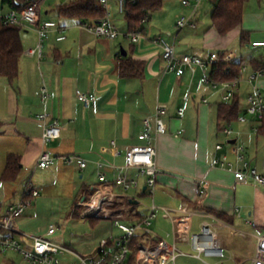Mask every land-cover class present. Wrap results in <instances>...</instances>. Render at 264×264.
<instances>
[{
    "label": "crops",
    "instance_id": "1",
    "mask_svg": "<svg viewBox=\"0 0 264 264\" xmlns=\"http://www.w3.org/2000/svg\"><path fill=\"white\" fill-rule=\"evenodd\" d=\"M69 1L66 0L65 3ZM188 1L194 4L195 0ZM182 2L183 0L166 1L164 7L156 12L169 7L158 17L152 31L149 32L144 24L147 39L137 44L130 42L127 49L121 42L120 50L115 45L119 38L112 41L96 37L88 30L78 27V21L60 18L56 10L59 5L54 9H46L48 19L41 20L56 21L66 27V39L58 42L57 33H52L45 43L42 61L27 53L36 46L37 34L24 30V52L18 79L10 82L0 77V214H5L9 207L24 201L29 184L40 193L33 200L32 207L17 220L19 231L52 241L58 234V229L55 226L57 230L52 236H48L47 231L50 225L62 220L64 207L75 202L70 216L87 220L88 218L81 217L85 207L80 203L90 201L101 190L113 191L120 198L121 205L127 208L126 218L129 217L128 214H135L134 212L136 214L132 216L133 221L144 217L145 214L138 208L141 206L139 200L118 192L121 187L116 185L115 178L119 169L127 166V151L143 144L138 138L143 122L147 118L154 122L156 108L163 104L168 109L165 117L168 133L159 136L157 146L160 174L156 193L160 192L159 206L178 210L187 204L196 214L194 228L196 218L200 219L199 227L206 219L205 216L224 221L214 214L217 213L227 217L230 222H224L229 225L236 219H245V223L252 227V230H248L249 233L264 234V187L251 180L239 182L234 176L236 170L242 169L237 163L239 146L244 148L250 167L264 176V134L253 131L258 125L250 117L247 123L237 121L232 125L219 126L217 108L223 103V92L203 85L200 72L192 75L190 71H186L181 77L165 73L166 61L162 57V50L152 43L158 37L166 39L175 44L176 55L180 58L189 55L210 61L215 56L219 58L218 61L240 63L243 73H240L237 89L230 94L233 98H238L240 116H244L248 98L253 93L250 76L255 71L264 73V49L253 47V43L264 41V0L247 2L242 25L227 36H220L212 27L211 15L218 0H202L194 17L196 27L178 30L176 23L179 17L192 12V6H184ZM205 2L204 7L208 8L206 17H209L210 23L206 20V24L202 26L199 10ZM41 5L42 3L39 11ZM105 9L106 17L114 22L120 16L116 0H109ZM187 28L194 35L189 31L183 34ZM152 33L156 34L153 38ZM123 51L127 56L145 62L142 79L120 78L119 62L124 57ZM256 84L264 97V75ZM44 86L54 93L47 104L40 100ZM78 92H91L98 96V108H85L78 100ZM180 108L185 110L182 117L177 113ZM43 113L51 116L46 123L37 119ZM54 120L60 123L61 137L45 147L44 127ZM226 127L240 132V136L226 138L223 133ZM181 129L185 133L176 137ZM226 139L231 146L224 143ZM231 140L237 142L232 144ZM219 144L223 145L220 151L216 149ZM45 149L56 157L79 156L88 165L81 170L76 164H66L59 160L49 168H39L37 164ZM10 155L20 157L21 170L16 181L4 182L2 175ZM216 159L225 161L226 166L216 164ZM98 163L103 166L99 168ZM229 163L233 164V168ZM100 172L106 175L105 181L100 180ZM128 175L139 180L141 187L135 191L140 196H148L142 193L147 176L140 175L137 168H130ZM202 189L205 190V195L200 197ZM131 201H137L138 204ZM81 208L83 211L80 212ZM146 209L148 214V207ZM102 218L104 220L97 225H91L96 230L99 229L100 235L94 245H87L77 239L56 244L79 255L95 257L101 242L113 237L101 229L104 221L111 220ZM162 219L171 225L163 215ZM168 236L173 237L172 225ZM63 255L69 254H61ZM12 263L15 264L13 260L6 261V264ZM69 263L72 262L68 261L67 264Z\"/></svg>",
    "mask_w": 264,
    "mask_h": 264
},
{
    "label": "built area",
    "instance_id": "2",
    "mask_svg": "<svg viewBox=\"0 0 264 264\" xmlns=\"http://www.w3.org/2000/svg\"><path fill=\"white\" fill-rule=\"evenodd\" d=\"M100 4L106 8L109 0H99ZM118 11L120 14L126 13L127 0H116ZM202 0H195L191 4L188 0H183L184 6H192V12L189 15H182L176 23L178 30L186 27H196L195 14ZM41 2L32 1L21 11L15 9L4 10L0 7V27L15 25L20 26L24 30L34 31L38 36V42L34 48L27 51L31 57H36L42 61L45 56V43L49 40L52 33H57V41L62 42L66 39V27L56 21H42L40 18L39 6ZM1 6V0H0ZM6 11V12H5ZM147 18L143 20V24L147 23ZM80 28L86 29L93 33L96 37L108 40H117L122 34L115 22L106 17L97 23L76 22ZM132 44H137L147 37L144 33L128 32L125 35ZM152 43L159 46L162 50V57L166 61L165 73H173L178 77L190 71L192 75L201 73V83L209 88L220 89L222 101L224 104L232 100V92H235L239 84V78L232 82H217L210 77V65L217 62L219 58L213 56L210 61H205L198 56L177 57L175 44L169 43L166 39L155 38ZM254 48L264 49V41L253 43ZM243 70H241V74ZM240 74V75H241ZM263 71H255L250 76L249 82L253 86V93L248 98V106L246 115L239 116V123H247L250 117L258 126L253 128L255 133H259V122L264 119V97L257 80L263 77ZM78 100L85 108H93L96 110L100 102V98L91 92H78ZM54 93L46 86L43 87L40 100L47 104ZM187 100V98H186ZM208 103V100L204 101ZM178 115L182 117L185 113L184 108L178 110ZM168 115L166 105L159 104L154 115V122L150 118L145 119L143 128L138 135L141 146L132 147L127 151L125 157L127 166L119 169V174L115 178L116 185L123 188L125 192L130 190H139V180L132 179L128 175L130 168H137L140 175L147 176L146 186L142 193L153 199L152 205L148 207L149 213L142 218L132 220V216L136 214H128L126 218L125 211L127 208L119 209L116 204L121 205L120 198L113 192L108 190L98 191L95 196L88 202H81L80 205L85 207L82 212V218L89 217H105L113 222L118 228L121 235L119 237H111L101 242L95 257H85L79 255L69 248L56 244L43 236H29L17 227V220L32 207L33 200L40 196L31 184L28 185L25 192V199L18 205L11 206L5 214H0V252L7 254L9 252L17 253L21 257L23 264H63L61 254H69L75 258L76 262L69 264H127L131 255L134 253V264H177L181 257L193 256L197 259L206 258L216 259L217 264H224L225 250L223 242L217 232L218 229H231L233 234L240 235L244 238H255L254 255L242 261L241 264H264V234H252L245 231L234 230L231 225L217 219L215 217L205 216V220L201 222L199 233H194L195 213L185 204L178 210L160 207L155 203V195L157 188V179L160 169L157 163V146L160 135L168 133V126L165 117ZM51 116L43 113L37 116V119L46 123ZM185 133L184 129L177 132L176 137H180ZM223 133L228 139L239 137L240 132L235 131L232 127L223 129ZM61 137V127L58 120H54L50 125H45L43 133V143L47 147L50 143L57 141ZM115 144V143H113ZM218 151L223 149V145H217ZM59 160L66 164H76L81 170H84L88 162L76 155H66L56 157L50 151L45 149L38 161L37 167L45 169L55 165ZM216 164L225 167L226 162L221 159L215 160ZM237 163L242 169L236 170L234 176L239 182L251 180L256 185L264 187V176H262L255 168L250 167V163L244 154V148L238 147ZM99 168L103 166L98 163ZM233 168V164L229 163ZM101 181L107 179L102 172L99 173ZM205 195V190H200V197ZM162 212L163 218L169 220L172 225V242H167L163 238L153 236L150 228L153 222L158 218V212ZM133 214V215H132ZM239 217H241L239 213ZM55 225H50L47 231L48 236L56 233ZM144 234L145 239L137 245L134 252L132 249V241L138 234ZM191 248L195 255L186 254L182 248ZM229 260H232L230 258ZM14 264V263H12Z\"/></svg>",
    "mask_w": 264,
    "mask_h": 264
},
{
    "label": "trees",
    "instance_id": "3",
    "mask_svg": "<svg viewBox=\"0 0 264 264\" xmlns=\"http://www.w3.org/2000/svg\"><path fill=\"white\" fill-rule=\"evenodd\" d=\"M166 1L170 0H127L125 20L129 32L144 33L143 20L150 21L154 12L162 9ZM251 0H218L211 15L212 27L220 36H227L243 23L244 6ZM32 0H1L4 10L15 9L21 11L31 4ZM57 12L60 18L72 19L78 22L97 23L107 15L106 9L99 0H70L59 5ZM24 29L20 26L9 25L0 27V77L14 82L20 75V61L24 47L22 34ZM132 47H134L132 45ZM145 62L132 57H122L119 62V76L122 79H142L144 77ZM242 66L240 63H226L223 60L210 65V77L217 82H232L240 77ZM241 114V106L237 97L230 103H220L217 108V122L232 125L237 123ZM259 133L264 134V119L259 122ZM21 170L20 157L10 155L7 167L2 175L4 182H14ZM89 197L87 198V200ZM224 221L230 222L227 217L214 213ZM104 219L102 217H89L90 224L95 226ZM144 234H138L132 241V249L145 239ZM134 253L127 264H134Z\"/></svg>",
    "mask_w": 264,
    "mask_h": 264
},
{
    "label": "rangeland",
    "instance_id": "4",
    "mask_svg": "<svg viewBox=\"0 0 264 264\" xmlns=\"http://www.w3.org/2000/svg\"><path fill=\"white\" fill-rule=\"evenodd\" d=\"M32 1L42 3L41 9H40V16L42 20L48 19V16L45 15L46 9H49L50 7L54 9L57 5H62V4H65L66 2V0H32ZM206 3L207 2H205V4L203 3V6L199 10V13H200L199 17H201L200 20H201L202 26L206 24V20L207 22L210 23L209 17H206L207 16L206 9H208L204 7ZM168 7L169 6H167L163 11H167ZM163 11L154 13L151 20L147 24H145L149 32L152 31L151 29L152 27H154V23L157 21L158 17L164 13ZM172 18L173 17H171V20ZM115 22L117 24L119 31L122 34L117 40V43L115 45H117V47L120 50L121 46L119 45V43L121 42L124 48L127 49L128 44L130 43V40L125 37V35L129 32L127 29V22L125 21V17H123L120 14V16H118V19ZM187 31H189V28H187L183 34H185ZM189 32L194 35V32H191V31ZM153 35H156V34L152 33V38L154 37ZM243 49H247V48L243 47ZM250 53H253V51H250ZM227 141L228 139H226L224 143L227 146H231L228 144ZM33 173H34V170L31 171L30 175L32 176ZM118 192L122 193L123 195L129 198L139 200V202L141 203V206L138 207L139 211L145 215L147 214L146 208L152 205V199L149 196H140V193H137L138 191L136 192L135 190H130L128 192H125L123 188H120ZM156 204L158 206L160 205V192L159 191H157L156 193ZM74 205H75V202L73 203L71 202V204H68L67 206H65L63 209L62 220L59 223H53L58 229V234L52 238V241L54 243L56 242L59 243L60 241H63L64 243V240L71 241L72 239H77L80 242L81 241L85 242L87 245H94V242L100 236L99 229L96 230L95 227L91 226L89 218L87 220H80L78 218L70 216L71 210L74 207ZM116 206L119 209L124 208V205L116 204ZM81 211H83V208L80 209V212ZM161 213L158 212V218L157 220L153 222V226L149 230L153 236H159L163 238L164 240H166L167 242H172V237L168 236V234H170L171 232V225L162 219ZM244 215L243 217L245 218ZM236 217H238V214ZM245 221H246L245 219L244 220L236 219V221L231 225V227L234 230L250 232L248 230H252L251 229L252 227L246 224ZM199 223H200V219L196 218L194 233H199L200 231ZM101 229L102 231L108 232V234H112L116 238L121 235L120 231L118 230L117 227L113 225L112 221L111 222L104 221ZM217 232L223 242V247L225 250L224 264H241L242 261H245L254 255L255 238H252V237L244 238L240 235L233 234L231 229L230 230L229 229H218ZM1 234L2 233L0 232V235ZM182 250L186 254L195 255V252H193L191 248L185 247V248H182ZM61 257H62L61 259H62L63 264H67L68 261L76 262L75 258L69 255H63ZM85 257H92V256H85ZM230 258H232V260H229ZM7 260H13L15 264H23L21 262V257L17 253L9 252L5 255L0 254V264H6ZM218 262L219 261L216 259L206 258L205 256L202 259H197L193 256H187V257L185 256V257L179 258L177 264H217Z\"/></svg>",
    "mask_w": 264,
    "mask_h": 264
},
{
    "label": "water",
    "instance_id": "5",
    "mask_svg": "<svg viewBox=\"0 0 264 264\" xmlns=\"http://www.w3.org/2000/svg\"><path fill=\"white\" fill-rule=\"evenodd\" d=\"M0 7H1V9L3 8V5H2V3H1V6H0ZM122 54H123V56H124V57H126V56H127V53H126L125 51H123V53H122ZM236 142H237L236 140H231V141H230V143H232V144H235ZM131 203H133V204H138V202H137V201H131Z\"/></svg>",
    "mask_w": 264,
    "mask_h": 264
}]
</instances>
